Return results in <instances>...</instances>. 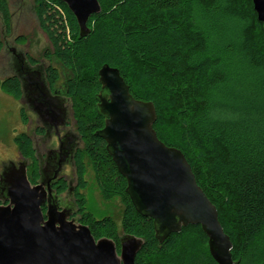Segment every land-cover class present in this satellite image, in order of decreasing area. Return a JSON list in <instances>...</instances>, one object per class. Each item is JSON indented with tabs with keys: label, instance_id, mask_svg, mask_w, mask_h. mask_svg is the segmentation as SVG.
<instances>
[{
	"label": "trees",
	"instance_id": "trees-1",
	"mask_svg": "<svg viewBox=\"0 0 264 264\" xmlns=\"http://www.w3.org/2000/svg\"><path fill=\"white\" fill-rule=\"evenodd\" d=\"M99 3L101 12L87 24L90 34L81 37L77 20L66 4L34 0L40 27L50 42L49 52L60 61L69 78L66 85L82 138L75 165L78 222L89 227L96 240H113L118 252L123 235L142 239L135 264H188L189 239L198 238L208 246L201 226L193 225L160 243L154 221L135 210L126 193V179L108 154L105 141L97 135L105 126L104 117L97 111L99 70L109 65L120 71L135 99L154 104L153 128L159 140L185 155L198 185L217 208L221 225L233 244L235 264H246L247 245L264 222V106L261 101L218 108L212 103L211 93L225 82V76L218 70V60L205 56L208 39L197 26L195 11L201 7L245 23L241 50L262 74L264 88V25L258 20L252 0ZM0 16L9 35L12 15L8 0H0ZM2 49L0 31V53ZM94 53L102 58L95 61ZM101 59L105 64L98 63ZM0 90L15 99L21 95L18 82L9 77L0 79ZM14 142L21 155L32 161L38 178L32 140L20 135ZM89 170L105 201H121L120 224L110 217L97 219L87 211L84 191ZM61 189L64 191L65 186ZM206 255L209 264H217L210 251Z\"/></svg>",
	"mask_w": 264,
	"mask_h": 264
},
{
	"label": "water",
	"instance_id": "water-1",
	"mask_svg": "<svg viewBox=\"0 0 264 264\" xmlns=\"http://www.w3.org/2000/svg\"><path fill=\"white\" fill-rule=\"evenodd\" d=\"M59 1L75 16L80 36H88L89 19L102 10L99 0ZM252 2L264 25V0ZM33 11L43 32L34 1ZM21 58L27 62L25 56ZM43 77L37 74V82L47 97ZM99 82L97 111L104 117L105 126L97 135L105 141L108 154L126 179V193L135 210L154 221L157 240L163 243L183 228L201 226L215 262L235 264L233 244L221 225L217 208L198 185L185 155L159 140L153 128L154 104L135 99L120 71L109 65L99 70ZM41 190V185L30 184L25 171L9 176V182H0V191L9 201L7 206H0V264H135L142 239L123 235L118 252L113 240H96L89 227L68 221V215L52 204L46 220L42 207L47 192Z\"/></svg>",
	"mask_w": 264,
	"mask_h": 264
},
{
	"label": "rangeland",
	"instance_id": "rangeland-1",
	"mask_svg": "<svg viewBox=\"0 0 264 264\" xmlns=\"http://www.w3.org/2000/svg\"><path fill=\"white\" fill-rule=\"evenodd\" d=\"M8 1L12 14L11 33L9 35L5 33L0 16V30L4 43L3 51L0 54V79L10 76L8 74L11 73L9 65L13 57L10 49L15 48L14 40L16 37L26 36L29 41V52L37 58H41L39 55L40 49L49 46L47 39L39 29L33 11L34 0ZM195 16L198 28L205 33L208 39V51L205 56L218 60V70L225 76V82L216 87L211 93L212 103L218 108L236 104L240 106L238 103L247 101L249 103L261 101L264 106V88L261 84L262 74L250 65L241 50L242 31L245 23L223 13L205 11L201 7L196 8ZM38 40L43 44L39 52H36L38 50L36 41ZM28 49L25 48V51H28ZM93 58L97 61L102 56L100 57V55L94 53ZM98 63L103 65L105 60L101 59ZM113 63L115 64L116 61ZM26 105V111L32 114L33 110L28 108L29 103ZM20 107L12 97L0 90V172L3 168L2 162L8 163V160L14 162L20 160L14 143L15 138L24 132ZM33 113L35 112L33 111ZM41 149L42 144L37 147L38 152ZM69 176L75 177L73 169H71V173L69 172ZM85 180L88 183L87 189L84 191L87 211L97 219L110 217L120 224L123 213L121 201L119 199L105 201L90 170L86 173ZM63 199L66 203L71 201V198L67 195H64ZM78 219L79 216H75L71 221L79 225ZM187 246L190 254L188 264L210 263V257L208 258L206 255L209 248L204 246L198 238L189 239ZM244 260L246 264H258L264 261V222L262 228L249 241L244 253Z\"/></svg>",
	"mask_w": 264,
	"mask_h": 264
},
{
	"label": "flooded vegetation",
	"instance_id": "flooded-vegetation-1",
	"mask_svg": "<svg viewBox=\"0 0 264 264\" xmlns=\"http://www.w3.org/2000/svg\"><path fill=\"white\" fill-rule=\"evenodd\" d=\"M42 34L45 36L43 32ZM45 38L49 44V46H45L46 48H41L43 42L36 41L38 44L36 52H39L41 48L39 52L41 58L39 57V59L30 54L29 41L26 36L16 37L14 40L15 48L10 49L13 61L9 65L10 77L18 82L19 89H21L19 98L12 97L21 106L20 115L24 132L18 136L27 135L32 140L36 150L35 156L38 160V178H35L36 168L32 161L23 157L15 144L20 160L2 162L3 168L0 172V178L5 179L0 182H9V176L18 175L19 172L25 171L32 186L41 185V191L44 189L47 192L46 204L42 207L45 219L47 220L46 213L49 204H52L59 212H65L68 215L67 220L71 221L75 216H79L77 197L79 183L75 165L82 142L79 135L76 134L78 131L73 114L72 100L66 85L69 78L60 61L49 52L50 42L47 36ZM25 48L28 51H25ZM22 55L25 56L27 62L22 60ZM38 71L39 73H37ZM36 73L40 75L42 73L44 80H46L44 81V90L47 97L43 95L39 87ZM21 81L24 84L23 88ZM27 103H29L28 108H31L35 113L32 111L31 114L26 111ZM40 144H42V149L38 152L37 147ZM71 169L74 170V178L69 176ZM63 186H65V190L61 191ZM81 193L82 190H79V194ZM64 195L71 198L69 203L63 199ZM8 204L9 201L5 193L0 191V206H7Z\"/></svg>",
	"mask_w": 264,
	"mask_h": 264
}]
</instances>
